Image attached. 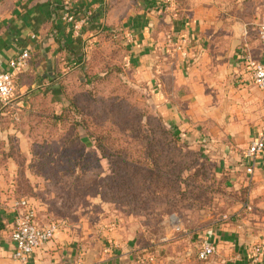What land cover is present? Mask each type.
Wrapping results in <instances>:
<instances>
[{
    "label": "rangeland",
    "instance_id": "374dc122",
    "mask_svg": "<svg viewBox=\"0 0 264 264\" xmlns=\"http://www.w3.org/2000/svg\"><path fill=\"white\" fill-rule=\"evenodd\" d=\"M145 1L112 4L127 15ZM157 2L149 10L159 7L171 21L196 15L224 54L232 41L254 37L264 11V0ZM121 29L83 40L75 70L41 78L42 88L15 92L22 105L3 106L10 109L0 137V207L26 198L40 223L97 235L124 228L139 243L179 241L195 254L198 236L239 214L244 191L229 182L226 143L186 139L160 116L127 64Z\"/></svg>",
    "mask_w": 264,
    "mask_h": 264
},
{
    "label": "crops",
    "instance_id": "0c3cea01",
    "mask_svg": "<svg viewBox=\"0 0 264 264\" xmlns=\"http://www.w3.org/2000/svg\"><path fill=\"white\" fill-rule=\"evenodd\" d=\"M113 1L0 0V73L12 58L27 50L28 65L17 78L16 91H35L45 86L41 78L58 72L65 75L80 65L83 40L90 44L106 26L122 27L127 64L151 92V102L166 123L186 139L210 140L218 146L226 143L232 157L230 183L244 191L239 214L198 236L199 245L210 242L216 248L207 261L198 260L189 247L190 253L186 252L179 241L139 243L124 228L97 235L61 227L51 242L21 263L11 257L14 211L9 201L6 208L0 207V264H264V153L254 159L251 174L245 171L244 158L248 143L264 126V93L253 84L247 56L264 65V46L255 33L232 41L224 54L223 48L212 45L213 36L205 35V23L196 15L171 21L161 8L149 10L151 4H160L158 0L145 1L140 12L129 10L126 15L115 9ZM66 2L75 17L83 20L79 34H73L62 20ZM167 35L191 39L188 59L181 57ZM20 96L12 106L22 105ZM9 109L0 105L1 138L8 131ZM255 257L257 262H253Z\"/></svg>",
    "mask_w": 264,
    "mask_h": 264
},
{
    "label": "built area",
    "instance_id": "2783aa9c",
    "mask_svg": "<svg viewBox=\"0 0 264 264\" xmlns=\"http://www.w3.org/2000/svg\"><path fill=\"white\" fill-rule=\"evenodd\" d=\"M62 20L69 26L73 34H79L82 29L83 20L75 17L72 7L68 2L64 3ZM255 31L260 43L264 46V11L260 13L254 22ZM247 32L244 29L243 35ZM166 39L183 59H188V49L191 45L189 37H175L167 35ZM29 53L27 50L12 58L7 64V70L0 73V105H9L16 92V80L28 65ZM247 62L252 71V81L254 86L264 93V65L254 62L247 56ZM17 120L16 115L13 117ZM264 153V126L260 135L250 141L244 150V158L247 161L246 173L253 171L254 159ZM14 211V223L10 235L13 245L11 257L13 260L25 263L29 257L41 246L51 242L62 227L60 222H50L40 225L36 220V211L31 202L26 198H20L12 202ZM216 252L215 246L210 242H203L197 251V258L200 261H207ZM255 257L253 262H257Z\"/></svg>",
    "mask_w": 264,
    "mask_h": 264
},
{
    "label": "trees",
    "instance_id": "16d2710c",
    "mask_svg": "<svg viewBox=\"0 0 264 264\" xmlns=\"http://www.w3.org/2000/svg\"><path fill=\"white\" fill-rule=\"evenodd\" d=\"M112 28H118V27H108V26H106L103 30H102V34H103V32L105 31V30H107V29H112ZM122 30V29H121ZM102 34H101V36H102ZM230 177H229V175H228V179H229ZM230 180V179H229ZM230 182V181H229Z\"/></svg>",
    "mask_w": 264,
    "mask_h": 264
}]
</instances>
